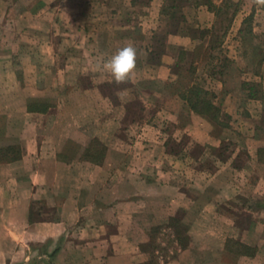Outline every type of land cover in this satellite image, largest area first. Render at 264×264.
Segmentation results:
<instances>
[{"label":"crops","instance_id":"crops-1","mask_svg":"<svg viewBox=\"0 0 264 264\" xmlns=\"http://www.w3.org/2000/svg\"><path fill=\"white\" fill-rule=\"evenodd\" d=\"M84 2L0 0V264H264V135L242 134L245 167L220 163L202 183L200 171L181 162L179 179L170 181L167 155L161 166L145 160L138 172L124 167V141L113 131L104 137V124L87 123L89 95L103 94L97 85L72 84L88 76L100 81L104 73L91 71L100 57L54 56L57 47H89L71 40L85 30L75 21L85 15ZM146 68L153 78L168 77L164 63ZM89 137L105 146L99 163L81 155ZM232 170L245 174L236 189L221 180ZM238 195L249 201L237 212L231 199ZM175 216L185 242L167 232L169 247L152 231L164 235ZM232 241L251 249L235 252Z\"/></svg>","mask_w":264,"mask_h":264},{"label":"rangeland","instance_id":"rangeland-1","mask_svg":"<svg viewBox=\"0 0 264 264\" xmlns=\"http://www.w3.org/2000/svg\"><path fill=\"white\" fill-rule=\"evenodd\" d=\"M133 1L134 7L124 5L121 0H85L81 4L85 15L75 18L85 30L78 36L72 32L71 40H84L89 47L55 49L58 60L69 56L74 60L110 57L128 43L137 48L136 83H99L90 76L83 82L72 79L73 85L81 83L88 88L97 85L103 94L97 98L89 95L93 102L89 103L92 108L87 114L88 126L104 124L100 129L104 137L110 139L113 131L114 136L124 141L118 146L130 159L123 166L129 165L132 172H138L145 160L160 165L159 158L166 155L170 181L179 179L175 176L179 162L187 171L199 170L200 183L204 181V174L220 167V163H228L233 169L245 167L240 136L264 135V6L253 5L251 0ZM114 26L119 29L112 33ZM161 63L168 69L167 79L151 77L146 67ZM103 76V80L111 79L110 75ZM47 84V81L41 83ZM191 86L196 87L194 93L200 91V97L217 108L215 117L196 114L190 109L182 96L191 95L188 92ZM61 90L63 86L56 89ZM42 99L49 102L56 96ZM94 99L98 101L97 108ZM111 121L119 127L111 128ZM208 137L216 145H208ZM104 151L105 146L95 137H89L81 155L99 163ZM232 172L225 173L221 180L236 189L245 174ZM188 178L185 175L186 181ZM231 201L238 212L249 200L238 195ZM222 211L227 213L226 209ZM177 218L172 217L168 222L164 235L158 234L159 229L152 231L166 240V246H171L169 237H165L168 233L177 234L185 242V229L179 221L175 222ZM156 246L160 247L153 245ZM230 246L235 252L251 249L236 241ZM26 263L33 264L31 258Z\"/></svg>","mask_w":264,"mask_h":264},{"label":"clouds","instance_id":"clouds-1","mask_svg":"<svg viewBox=\"0 0 264 264\" xmlns=\"http://www.w3.org/2000/svg\"><path fill=\"white\" fill-rule=\"evenodd\" d=\"M253 5L264 6V0H251ZM138 61V51L133 43H128L119 48L108 58L100 57L94 61L91 71L94 73H104L111 76L110 80H100L99 83H114L124 85L136 83V69ZM87 75V72L84 73Z\"/></svg>","mask_w":264,"mask_h":264},{"label":"trees","instance_id":"trees-1","mask_svg":"<svg viewBox=\"0 0 264 264\" xmlns=\"http://www.w3.org/2000/svg\"><path fill=\"white\" fill-rule=\"evenodd\" d=\"M196 89V87H189L188 92L191 94L189 96H182V98L187 102L188 106L192 111H194L196 114L211 116V118L215 117L213 114L217 111V108L214 107L210 101L205 100L203 97H200L199 92L196 91L194 93L193 91ZM259 156L261 161L264 164V150H259ZM18 264H26V263H18ZM28 264V263H27Z\"/></svg>","mask_w":264,"mask_h":264}]
</instances>
